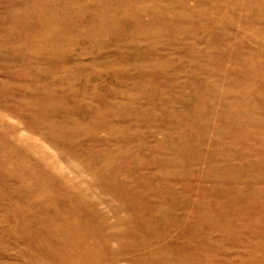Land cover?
Here are the masks:
<instances>
[{
	"label": "rangeland",
	"instance_id": "rangeland-1",
	"mask_svg": "<svg viewBox=\"0 0 264 264\" xmlns=\"http://www.w3.org/2000/svg\"><path fill=\"white\" fill-rule=\"evenodd\" d=\"M0 264H264V0H0Z\"/></svg>",
	"mask_w": 264,
	"mask_h": 264
}]
</instances>
